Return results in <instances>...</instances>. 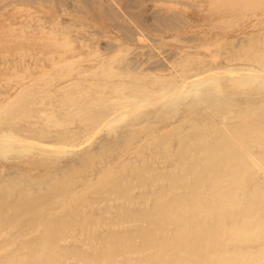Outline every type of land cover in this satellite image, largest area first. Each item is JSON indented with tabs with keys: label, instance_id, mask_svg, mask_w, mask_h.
Segmentation results:
<instances>
[{
	"label": "bare ground",
	"instance_id": "1",
	"mask_svg": "<svg viewBox=\"0 0 264 264\" xmlns=\"http://www.w3.org/2000/svg\"><path fill=\"white\" fill-rule=\"evenodd\" d=\"M9 1H12V0H9ZM136 3L138 4V2ZM183 3H187V2H183ZM164 6L166 7V5ZM134 7L136 8L137 6H134ZM64 9L66 10V8ZM56 14L57 13H55V15ZM65 16L66 15H64V17ZM61 17H63L62 14H61ZM175 18L178 19V17H175ZM219 18L217 19L219 20ZM127 19L133 20V18H127ZM182 19H185V18H182ZM69 21L71 22V20ZM161 21L162 20H160V22ZM35 22H37V20ZM172 22L177 23L176 21H172ZM78 23L81 24L80 22ZM125 23H127V21ZM71 24L69 25L72 26ZM119 24H121V22H119ZM122 24L124 26V23ZM144 24L141 23V25H144ZM261 24L262 23H260L259 25L261 26ZM79 27H83V26H79ZM76 28L78 29V27ZM10 29L8 31H11ZM245 29H246V26H245ZM64 30L62 31L64 32ZM39 32H40V29L38 30V34ZM44 32L46 31L44 30ZM95 32L93 31V33ZM97 32L99 33V31ZM50 35L47 34V36H50ZM129 36L130 34L128 35V37ZM185 36H187V34ZM195 37L197 36L195 35ZM11 39L13 38L11 37ZM31 39H34V38H31ZM38 40L36 39V41ZM90 40H91V37H90ZM235 42L237 43L238 41H235ZM263 42L264 41H262V43ZM48 43L49 42H47V44ZM218 43L220 44V41ZM250 43L251 42H249V44ZM36 45H37V42H36ZM40 45L42 46V44ZM186 47L188 48V46ZM248 47H250V45ZM218 49H221V48H218ZM32 50L34 51V49ZM96 53L98 54L100 52L96 51ZM191 54L193 53H190V55ZM243 54H246V53H243ZM227 55L228 54H226V56ZM92 56L95 57V55H92ZM155 56L153 58H155ZM219 56L220 55L217 56V59ZM37 57L39 58V56ZM241 57H244V56L242 55ZM118 58L119 57L113 58L111 65L113 67V71H117V69H120V72H118L116 75L119 79L122 76H125L124 73L126 71H124L123 69L124 66H122V64H125L124 62L126 61L123 62V60L122 61L120 60L123 57H121L120 59ZM163 58H165V55ZM237 58L239 57L237 56ZM247 58L250 59V57H247ZM41 59H43V57ZM85 59L87 58L85 57ZM252 59L253 60L255 59L257 66L256 65L254 66V64L234 62L231 60V61H228L225 65H222L220 63L222 66L216 67V69H206L200 72L190 71L191 73L189 74L187 73L188 72L187 71L186 72L187 75H183L182 72L178 73V71L177 72L174 71L175 73L172 74V77L175 75V76H178V78L175 77L176 80L173 79L172 82L167 81L169 84H167V86L165 85L161 87V89H158V90L154 89V90H157L156 91L157 94L154 91H150V92H147V94L143 95L142 97L140 96V97L130 98L131 95L133 94L128 95L129 93L126 92L128 94L127 95L125 94L124 100L120 101V104L116 105L114 109H112L109 113L101 117L100 121L97 122L98 123L97 125L95 123L96 125L95 130L97 131V133L104 131V129L105 130L107 129L109 132L116 133V128L119 125L128 124L130 122L134 124L135 121L138 119L139 115L147 114V112L149 113V111L143 109L145 108V105L148 103L149 104L151 103L152 105L155 106V107L153 106L154 110L161 107L160 104H162V106L166 105V107H169V111H173V112H178L179 110H181V108L184 109V113L185 112L193 113V111H195V114H194L195 117H193L192 115L191 117L185 115V116L179 117L173 123L168 122L169 124H167L166 127H163L161 125L162 128H157L155 124L150 123L151 120H148L140 125L141 129H138L139 130L138 132L128 131L130 130L128 129L127 130L128 132L126 133L118 132L119 134L117 133L116 139L113 142H109L103 145L102 141L101 142L98 141V144L95 150L93 151H88L83 148L84 150L82 152H79L78 158L75 160V162L67 161L66 163H62V164L58 163L53 157L50 156L51 153L48 151L46 155L47 160L43 162L42 165L39 164V161H35V162L34 161L32 162L23 161L20 164L18 163L14 164V165H17V169L14 170L11 168L14 165L8 164L12 157L9 158L6 155L7 157H5V159L6 161L9 160V162L5 164L0 162V234H5L4 239L0 240V264H264V53L258 54V55L256 53L255 56L253 55ZM149 62H150L148 63L149 65L143 66L142 68L143 71L144 70L148 71V69H152V72L154 71L156 73V75L155 74L154 75L155 76L160 75V77L161 75H166L169 73L168 72L169 70H167L168 73H164L166 69L163 70V69L158 68L160 69L159 70L160 72H158L157 70H154L155 68H157V66L152 65L151 61ZM26 69L28 70V68ZM45 69L46 68H44V70ZM180 69H182V67ZM15 71L19 73V71L17 70ZM43 72L45 73V71ZM43 72L40 74L44 75ZM82 73L84 74V72ZM143 73H146V72H143ZM33 74H31V76L34 77ZM51 74H53V72H51ZM8 75L9 74L7 73V76ZM14 75L16 77V74ZM46 75L49 76L48 70H47ZM79 75L80 74H77V76ZM141 75H139V77ZM169 75L170 73L168 74V76ZM146 76L147 75H145V77ZM8 77H10V75ZM164 77L165 76H163V78ZM157 78H159V76ZM223 78H225L226 80L223 81L222 80ZM9 79H5V80L9 81ZM135 79H132V80L136 81ZM11 80L13 79L11 78ZM161 80L162 79H160L159 82H162ZM13 83L15 82L13 81ZM119 83L120 81H118V84ZM163 83H160V84L164 85L165 83L164 84ZM160 84L159 86H161ZM120 86H123V85H120ZM250 86L253 87V90H254L253 94L252 92H250L251 94L247 93L248 87ZM28 87H30V85ZM138 87L137 88L140 89V86ZM51 88H54V87H51ZM127 91H130V90H127ZM136 93L138 94V92ZM78 95L79 94H77V96ZM101 95H102V92H101ZM107 99L109 98L107 97ZM118 99L119 98H116V100ZM25 102H27V100H25ZM69 102L70 101H68V105H69ZM71 109L69 108V110ZM146 109L149 110V108L147 107ZM64 110H67V108ZM52 112H55V111H52ZM65 115L66 114L64 112V116ZM159 115H163V114H159ZM166 115H169V114H166ZM64 116H62L61 118H63ZM80 116H83V115H80ZM74 117L76 118V115ZM163 117H167V116H163ZM67 118H69V116ZM98 118L97 120H99ZM68 121H72V120L69 119ZM85 121L87 122V120ZM2 122L3 121H1V123ZM91 123L93 124V122ZM67 125H70V124H67ZM128 126L129 124L127 125V127ZM54 127L55 126H53V128ZM16 129L17 128H15L14 124L10 122L9 120L5 121L3 124L0 125V156L2 155L5 156V152L9 150V148L11 149V147L15 146L13 145L12 141L13 142L20 141L19 144H16V145L19 146L20 148L25 147V150H30L34 146V144L37 145L38 143L41 144L42 147L43 145L48 146L49 150H50V147L51 148L56 147V148H52V151H54L53 149L55 150L57 149L58 150L57 152L59 153H61L60 151L65 152L66 147H68L67 146L68 143L65 144V146H63L65 142L64 143L58 142L59 144H57V143H53L52 141L51 142L38 141L35 138H33V136H31L26 130H24L26 128L18 129V130ZM73 129H76V128L73 127ZM141 131H146V136L147 134L151 135V139L144 140V141L141 139V141H137L136 140L137 136L139 132ZM82 132L80 134H82ZM57 134L59 133L57 132ZM73 136L75 138L76 133ZM84 136L82 138H85ZM72 137L68 138V140L69 139L72 140ZM84 141H82L81 143H83ZM28 142H31V143L27 144ZM89 142L91 143V141ZM74 143L73 145H75ZM81 143L79 144L82 145ZM26 145H29V147H27ZM41 145L39 146L41 147ZM78 145H75V146H78ZM106 145L111 150L108 153L114 150H117V149L122 150L123 153L121 155H117L114 159L112 158L113 160L111 161H108V160L106 161V159L103 158L98 164L97 163L92 164L91 162L95 160V158H97L99 154H101L100 153L101 149L103 148V150H105ZM26 148H30V149H26ZM69 149L70 148L68 147V151ZM23 150L24 149H22V151ZM146 150H149L151 154H146L145 152ZM22 151L20 153H22ZM25 153H28V152H25ZM106 157H108V155ZM93 169L96 171L92 172ZM35 170L39 174L35 175V173H32V171L34 172ZM40 173L42 175H40ZM112 200L118 202V204H116L117 206L116 205L112 206L113 204L109 205ZM95 203L98 205H103V206L101 207L100 211L90 213L89 209L87 208L91 204L95 205Z\"/></svg>",
	"mask_w": 264,
	"mask_h": 264
},
{
	"label": "rangeland",
	"instance_id": "2",
	"mask_svg": "<svg viewBox=\"0 0 264 264\" xmlns=\"http://www.w3.org/2000/svg\"><path fill=\"white\" fill-rule=\"evenodd\" d=\"M166 1L167 0H165V1L164 0H160V1L159 0H134V1L133 0H81V1L80 0H68V1L67 0H45V1L44 0H29V1L28 0L27 1L26 0H12V1H9V0H0V38H1L0 39V64H1L0 65V68H1L0 69V93H1L0 94V125L3 124L5 121L9 120L10 122H12L14 124L15 128H17L16 130L26 128L24 130H26L31 136H33V138H35L38 141H41V142H51L52 141L53 143H57V144L64 143L65 142L63 146H65V144L68 143L67 146L70 148L69 149L70 152L68 151V147H66V149L64 148L65 149V152L66 151L69 152V153L66 152V154H65V152H63V151H60L61 153L57 152L58 151L57 149L56 150L53 149L54 151H52V148H56V147H52V148L50 147V150H51L50 151L49 148H48V146H44L43 145V147H42V145L38 143L37 145L34 144V146L31 148L33 150H31L30 148H26V149H30V150H25V147H21L20 148L19 146L16 145V144H19L20 141L19 142L15 141L16 143L12 141L13 145H15V146L11 147V149L9 148V150H7L5 152V156H3V155L0 156V162H2L4 164L5 163H8L9 160L6 161V159H5V157L8 156L9 158L12 157L11 160H10V162L8 163L10 165H14V164H17V163L20 164L23 161L24 162H32V161L35 162V161H39V164L42 165L43 162H45L47 160V158H46L47 156L46 155H47L48 151L51 153L50 156L53 157L58 163H61L62 164V163H66L67 161L75 162V160L78 158L79 152H82L84 149L85 150H88V151L95 150V148H96V146L98 144V141H100V142L102 141L103 142V145L104 144H107L109 142H113L116 139V135H117L118 132L119 133L120 132L126 133L128 131H137L138 132L139 131L138 129H141L140 128V125L143 124L144 122L148 121V120H151L150 123L155 124V126L157 128H162V126L163 127H166L167 124L173 123L179 117H182V116H185V115L190 116V117L192 115L193 117H195V115H194L195 114V111H193V113H191V112H188V113L185 112L184 113V109L181 108V110H179L178 112H173V111H169V107H166V105L162 106V104H160L161 107H159L158 109H155L154 110V108H153L154 105H152L151 103L150 104L148 103V104L145 105V108H143V109L149 111V113L147 112V114L139 115L138 119L134 123V124L137 123L136 125H134L131 122L128 123L129 124L128 127H127L128 124H121V125H119L116 128V133L115 132H109L107 129L106 130L104 129V131H101L100 133L99 132L97 133V131L95 130L96 125L98 124L97 122L100 121L101 117H103L104 115H106L107 113H109L112 109L115 108L116 105L120 104V101L124 100L125 94L126 95L128 93H129L128 95L133 94L130 97V98H132V97H140V96L142 97L143 95H146L147 92H150V91L156 92L158 89H161V87H163L165 85L167 86V84H169L167 81L172 82L173 79L176 80V78H178V76H175L174 75L172 77V74H174L177 71H178V73H181L182 72L183 75H187V73L189 74L192 71L200 72V71H203V70H206V69H216V67H220L222 65H225L228 61H231V60L234 61V62H242V63L254 64V66H255L256 65V61H255V59L254 60L252 59L253 58V55L255 56L256 53H257V55L264 53V51H263V49H264V42L262 43V41H264V31H263L264 30V21H263L264 20L263 19L264 18V0H209V1L208 0H198V1L197 0H173V1L172 0H168L167 2ZM6 2H8V3H6ZM11 2H13V3H11ZM136 2H138V4ZM180 2H182V3H180ZM183 2H187V3H183ZM6 4L9 7H7ZM164 5H166V7ZM27 6H29V7H27ZM134 6H137L138 8L137 7L135 8ZM185 7H187V8H185ZM64 8H66V10ZM10 11H12V12H10ZM160 12H162V13H160ZM28 13H30V14H28ZM55 13H57V14L55 15ZM68 13H70V14H68ZM107 13H109V14H107ZM158 13H159V15H158ZM7 14H9V15H7ZM39 14H40V16H39ZM61 14H62L63 17H61ZM258 14H260V15H258ZM64 15H66V16L64 17ZM182 15H184V16H182ZM221 15H222V17H221ZM20 16H22V17H20ZM210 16H212V17H210ZM160 17H162L163 19L160 18ZM175 17H178V19L175 18ZM127 18H133V20L132 19H127ZM182 18H185V19H182ZM217 18H219V20ZM57 19H59V20H57ZM134 19H135V21H134ZM167 19H169V20H167ZM195 19H197V20H195ZM200 19H202V20H200ZM36 20H37V22H35ZM69 20H71V22ZM123 20H125V21H123ZM160 20H162V21L160 22ZM222 20H223V22H222ZM4 21H5L6 24L4 23ZM30 21H32V22H30ZM114 21H116V22H114ZM126 21H127V23H125ZM172 21H176L179 24H177L175 22H172ZM78 22H80L81 24H79ZM119 22H121V24H119ZM7 23H8V25H7ZM26 23H27V25H26ZM122 23H124V26H123ZM141 23L142 24L145 23V24L144 25H141ZM260 23H262L261 26L259 25ZM69 24H71L72 26H70ZM216 24H218V25H216ZM2 25H3V27H2ZM182 25H184V26H182ZM79 26H83V27H79ZM118 26H120V27H118ZM152 26H154V27H152ZM245 26H246V29H245ZM7 27H8V29H7ZM10 27H11V29H10ZM76 27H78V29ZM134 27H136L137 29L134 28ZM87 28H89L91 30L94 29L93 31L94 32L96 31V32L93 33V31H91V30H89ZM234 28H235V30H234ZM9 29L11 31H8ZM39 29H40V32L38 34V30ZM50 29H52V30H50ZM44 30L46 32H44ZM62 30H64V32L66 34ZM225 30H227V31H225ZM68 31H70V32H68ZM80 31L83 32V33H81ZM97 31H99V33ZM203 31L204 32L206 31V32L204 33ZM2 32H4V33H2ZM62 32H63V34H62ZM76 32H78V33H76ZM218 32H219V34H218ZM230 32H232V33H230ZM248 32L249 33L251 32V33L249 34ZM50 33H51V35L52 34L53 35L51 36ZM47 34H49L50 36H47ZM129 34H130V36L128 37ZM186 34H187V36H185ZM221 34H223V35H221ZM62 35H64V36H62ZM151 35H152V37H151ZM195 35L197 37H195ZM198 35H200V36H198ZM192 36H193V38H192ZM232 36H233V38H232ZM238 36H239V38H238ZM11 37L13 39H11ZM20 37H22V38H20ZM51 37H53V38H51ZM90 37H91V40H90ZM100 37H102V38H100ZM250 37H251V39H250ZM257 37H258L259 41H258ZM31 38H34V39H31ZM125 38L127 39V41H126ZM145 38L148 41H146ZM181 38H182V40H181ZM241 38H242V40H241ZM3 39H4V41H3ZM36 39L37 40L39 39L40 41L39 40L36 41ZM97 39H98V41H97ZM229 39H231V40H229ZM47 40H49V41H47ZM108 40H110V41H108ZM117 40H118V42H117ZM149 40H151V41H149ZM173 40H175V41H173ZM105 41H106V43H105ZM219 41H220V44L218 43ZM235 41H238V42L236 43ZM36 42H37V45H36ZM47 42H49L50 44L49 43L47 44ZM249 42H251V43L249 44ZM252 42H254V43H252ZM94 43H95V45H94ZM99 43H100V45H99ZM40 44H42V46ZM236 44H237V46H236ZM114 45H115V47H114ZM129 45H131V46H129ZM249 45H250V47H248ZM255 45H257V46H255ZM186 46H188V48ZM192 46H193V48H192ZM202 46H204V47H202ZM122 47H124V48H122ZM129 47H130V49H129ZM217 47L218 48H221V49H218ZM31 48L34 49V51ZM39 48H40V50H39ZM25 49H26V51H25ZM146 49H148V50H146ZM255 50H256V52H255ZM47 51H48V53H47ZM96 51H98L100 53L97 54ZM156 51H158V52H156ZM173 51H174V53H173ZM49 52H50V54H49ZM195 52H197L198 54L195 53ZM1 53H3V54H1ZM51 53H52V55H51ZM112 53H114V54H112ZM190 53H193V54L190 55ZM243 53H246V54H243ZM215 54H217V55H215ZM226 54H228V55L226 56ZM22 55H23L24 58L22 57ZM41 55H42L43 59H41L42 58ZM44 55H45V57H44ZM92 55H95V57L92 56ZM112 55H114V56H112ZM117 55H119V56H117ZM134 55H135V57H134ZM164 55H165V58L166 59L163 58ZM218 55H220V56L217 59V56ZM229 55H231V56H229ZM242 55L244 57H241ZM37 56H39V58ZM136 56H137V58H136ZM154 56H155V58H153ZM161 56H163V57H161ZM223 56L224 57L226 56V57L224 58ZM237 56L239 58H237ZM81 57H83V58H81ZM85 57L87 59H85ZM115 57H119L118 59H120L121 57H123L120 60L121 61L123 60V62L126 61V62H124L125 64H122V66H124L123 67L124 71H126L124 73V75L126 76L128 74L126 77L125 76H122L121 78L118 79V77L116 75H117L118 72H120V69H117V71H113V67H112L111 64H112L113 58H115ZM144 57H145V59H144ZM247 57H250V59L247 58ZM76 58H77V60H76ZM140 58H141V60H140ZM235 59H236V61H235ZM148 60L151 61V64L152 65L157 66V68H155V69L153 68L154 70H157L158 72H160L159 71L160 69H163V70L166 69L164 71V73H168L169 72L171 76L169 75L170 76L169 77L168 76L169 73H168L166 75H161V77H160V75H158L159 78H157L158 76H155L156 73L154 71L152 72V69H148V71H146V70L143 71V69H142L143 66L144 65H149L148 63H150ZM40 61H42L43 63L40 62ZM88 62H89V64H88ZM160 62H162V63H160ZM178 64H180V65H178ZM100 65H101V67H100ZM137 65H138V67H137ZM205 65H206V67H205ZM49 66H51V67H49ZM160 66L163 67V68H161ZM79 67H80V69H79ZM96 67H98V68H96ZM181 67H182V69H180ZM26 68H28V70ZM33 68H34L35 71L33 70ZM41 68H43V69H41ZM44 68H46V69L44 70ZM158 68H160V69H158ZM178 68H179V70H178ZM77 69H78V71H77ZM102 69H104V70H102ZM131 69H132V71H131ZM15 70L19 71V73L16 72ZM36 70H38V71H36ZM47 70L49 71V76H47L48 74L46 75ZM73 70H74V72H73ZM167 70H169V71L167 72ZM43 71H45V73ZM93 71L95 72V74H94ZM14 72H16V73H14ZM27 72H29V73H27ZM37 72H39V73H37ZM42 72L44 73V75L43 74H40ZM51 72H53V74H51ZM82 72H84V74ZM143 72H146L147 74L146 73H143ZM7 73L10 75V77H8L9 75L7 76ZM105 73H107L108 76ZM141 73H142V75H141ZM14 74H16V77H15ZM31 74H33L36 79L33 76H31ZM77 74H80V75L77 76ZM149 74H150V76H149ZM139 75H141V76L139 77ZM145 75H147V76L145 77ZM19 76H21V77H19ZM109 76H111V77H109ZM163 76H165L166 78L165 77L163 78ZM106 77H108V78H106ZM179 77H181V76H179ZM11 78L13 80H11ZM5 79H9V81L8 80H5ZM132 79H135L136 81H134ZM160 79H162L161 80L162 82H159ZM41 80H43V81H41ZM77 80H78V82H77ZM112 80H113V82H112ZM138 80H140V81H138ZM222 80L225 81L226 79L223 78ZM13 81L15 83H13ZM16 81H18V82H16ZM118 81H120L119 84H118ZM20 82L23 83V84H21ZM140 82H142V83H140ZM160 83H163L164 85H162ZM43 84H44V86H43ZM60 84H61V86H60ZM70 84H71V86H70ZM159 84L161 86H159ZM29 85H30V87H28ZM38 85L39 86L41 85V86L39 87ZM120 85H123V86H120ZM132 85H133V87H132ZM20 86L21 87L23 86V87L21 88ZM97 86H98V88H97ZM138 86H140V89H138L139 88ZM51 87H54V88H51ZM94 87H95V89H94ZM24 88H26V89H24ZM132 88L134 89V91H133ZM53 89H55V90H53ZM154 89H157V90H154ZM2 90H3V92H2ZM107 90H109V91H107ZM127 90H130V91H127ZM251 90H253V87L252 86L248 87V92L247 93L249 94L250 92H252V94H253L254 90L253 91H251ZM100 91L102 92V95H101V92ZM119 91H121V92H119ZM122 91H123L124 94L122 93ZM8 92H10V93H8ZM58 92H60L61 94L58 93ZM65 92L67 93V95H66ZM126 92H128V93H126ZM136 92H138V94ZM139 92H141V93H139ZM43 93H45L46 95L43 94ZM76 93L79 94V95L77 96ZM95 93H96V95H95ZM112 94L113 95L115 94V95L113 96ZM156 94H157V92H156ZM57 96H58V98H57ZM67 96H68V98H67ZM86 96H87V98H86ZM46 97H48V98H46ZM51 97H52V99H51ZM107 97L109 99H107ZM116 98H119V99L116 100ZM25 100H27V102H25ZM98 100L99 101L101 100V101L99 102ZM108 100H110V101H108ZM62 101H63V103H62ZM68 101H70L69 102V105H68ZM95 101H96V103H95ZM111 101H113V102H111ZM109 102H111V103H109ZM51 103H52V105H51ZM108 104H109V106H108ZM149 105H150V107H149ZM112 106H114V107H112ZM107 107H108V109H107ZM146 107L149 108V110L146 109ZM66 108H67V110H64ZM69 108L70 109L72 108V109L69 110ZM58 109H59V111H58ZM165 109H167L168 111L165 110ZM49 110H50V112H49ZM52 111H55V112H52ZM100 111H101V113H100ZM11 112H12V114H11ZM64 112L66 114L65 116H64ZM85 112H86V114H85ZM88 113H89V115H88ZM19 114H21V115H19ZM159 114H163V115H159ZM166 114H169V115H166ZM75 115H76V118L74 117ZM80 115H83V116H80ZM86 115H87V117H86ZM22 116H23V118H22ZM62 116H64L65 118L64 117L61 118ZM68 116H69V118H67ZM71 116H72V118H71ZM91 116H93V117H91ZM163 116H167V117H163ZM39 117H40V119H39ZM42 117H44V118H42ZM97 118L99 120H97ZM164 118H166V119H164ZM10 119H12V120H10ZM16 119H17V121H16ZM64 119H66L67 121L70 119L72 121H68L67 122ZM160 119H162V120H160ZM83 120L84 121L87 120V122L86 121L84 122ZM1 121H3V122L1 123ZM62 121H64V122H62ZM82 122H83V124H82ZM91 122H93V124ZM85 123H87V124H85ZM95 123H96V125H95ZM67 124H70V125H67ZM90 125H91V127H90ZM29 126H31V127H29ZM53 126H55V127L53 128ZM158 126H160V127H158ZM73 127H75L76 129H73ZM90 128H91V130H90ZM92 129H94V130H92ZM128 129H130V130H128ZM29 130H31V131H29ZM64 130H65V132H64ZM71 131H73L74 133L71 132ZM82 131L83 132L86 131L88 133L85 132L86 133L85 134ZM57 132L59 134H57ZM81 132H82L83 136L85 135L84 136L85 138H82L83 136H82V134H80ZM75 133H76V137L74 138L73 135ZM92 134L95 135V136H93ZM106 134H107V136H106ZM71 137H72V140L71 139L68 140V138H71ZM77 138H79V139H77ZM75 139H77V140H75ZM81 139H82V141H84V140L85 141L83 143H81L82 142ZM141 139L143 141L144 140H148V139L150 140L151 139V135L147 134V136H146V131H141V132H139L136 140L137 141H141ZM88 140L91 141V143ZM72 141H74L75 143L72 142ZM78 142L81 143L83 146L80 145ZM30 143L31 142H28L27 144H30ZM73 143L75 145H78V144L79 145L78 146H75V145H73ZM39 145H41V147ZM26 146L29 147V145H26ZM106 147H105V150H103V148L101 149V152H100L101 154H99L98 157L95 158V160H93L91 162L92 164H96V163L98 164L103 158H105L106 161L107 160L108 161H111L117 155H121L123 153L122 150H119V149L114 150V151L108 153L111 150H110V148H108L107 145H106ZM73 148H75V149H73ZM13 149H15V150H13ZM22 149H24V150L22 151ZM36 149H37V151H36ZM80 149H81V151H80ZM21 151H22V153H20ZM41 151H43V152H41ZM25 152H28V153H25ZM55 152H56V154H55ZM145 152H146V154H151V152L149 150H146ZM57 153L60 154V155H58ZM104 153H105V155H104ZM42 155H44V156H42ZM107 155H108V157H106ZM60 158H62V159H60ZM11 168L14 169V170L17 169V165L12 166ZM93 171H96V170L93 169L92 172ZM32 173H35V175L36 174H39L36 170L34 172L32 171ZM40 175H42V174L40 173ZM116 204H118V202L112 200L109 205L115 206ZM102 206L103 205H98V204L95 203V205H92V204L89 205L87 209H89V212L90 213H94V212L100 211V209H101ZM4 235L5 234H0V236H1L0 237V240L4 239Z\"/></svg>",
	"mask_w": 264,
	"mask_h": 264
}]
</instances>
